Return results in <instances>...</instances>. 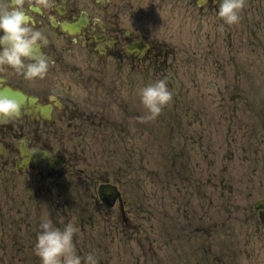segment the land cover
I'll return each instance as SVG.
<instances>
[{"label":"rangeland","instance_id":"obj_1","mask_svg":"<svg viewBox=\"0 0 264 264\" xmlns=\"http://www.w3.org/2000/svg\"><path fill=\"white\" fill-rule=\"evenodd\" d=\"M173 23L184 26L180 38L179 28L167 20L177 55L198 57L176 64L192 92L180 101L183 113L166 105L157 118L139 120L147 109L135 90L134 110L112 108L132 127L157 128L147 141L122 143L108 132L112 120L102 115L99 124L78 129L69 143L54 144L68 156L61 172L77 177L67 200L55 203L44 189L33 197L43 186L29 187L21 178L11 188L0 183V264H41L34 245L42 217L60 227L71 220L78 227L77 253L95 252L99 264H264V227L251 209L264 198V50L261 58L253 29L246 46L234 38L229 49L221 30L213 36L214 21L207 13L184 10ZM222 52L240 62L214 58ZM182 120L184 129L168 139L170 127ZM186 135L199 138L188 144ZM126 159L133 165L128 167ZM76 167L85 170L83 176L72 173ZM121 169V183L135 208L132 227L116 210L100 208L93 196L100 171L115 178ZM177 171H184L183 178ZM44 181L40 177L36 183Z\"/></svg>","mask_w":264,"mask_h":264},{"label":"flooded vegetation","instance_id":"obj_2","mask_svg":"<svg viewBox=\"0 0 264 264\" xmlns=\"http://www.w3.org/2000/svg\"><path fill=\"white\" fill-rule=\"evenodd\" d=\"M14 4L22 6L32 25L48 36L42 52L54 63L44 78L31 80L10 66H0V96L10 97L19 105L16 115L0 113V183L11 188L21 178L30 182L29 187L43 186L35 188L33 197L44 189L55 203L70 198L76 176L61 172L68 156L54 144L69 143L78 129L99 124L102 115L112 120L108 132L116 134L122 143H143L147 135L158 130L132 127L112 108L134 110L135 90L144 86L136 84V79L147 82L152 76L154 80L167 77L173 92L167 106L183 113L180 101L192 92L180 79L176 64L194 63L198 57L177 55L172 34L167 33L168 18L169 26H177L182 38L183 24L173 22H179L183 11L207 13L214 21L213 36L221 30L222 39L230 41L229 49L234 38L246 46L248 30L253 29L250 35L256 39L257 54L263 57L264 0H245L240 22L231 25L217 15L219 0H0V9H10ZM214 41L217 54L220 49ZM222 53L214 58L224 64L240 62L237 55ZM184 127L183 120L177 121L167 132L168 139ZM197 138L186 135L185 141L195 143ZM53 159L56 165L48 166ZM125 162L128 167L133 165L132 159ZM145 165L146 161L140 168ZM73 170V174L84 175L81 167ZM122 171L115 172V178L100 171L93 196L100 208L116 210L122 223L132 227L135 208L121 183ZM177 174L183 178L184 171ZM40 177L47 181L37 184Z\"/></svg>","mask_w":264,"mask_h":264},{"label":"clouds","instance_id":"obj_3","mask_svg":"<svg viewBox=\"0 0 264 264\" xmlns=\"http://www.w3.org/2000/svg\"><path fill=\"white\" fill-rule=\"evenodd\" d=\"M244 6L245 0H219L217 15L225 24L239 23ZM47 42L48 36L32 25L22 6L14 4L10 9H0V66H10L25 79L44 78L50 63H54L42 52ZM139 96L147 111L137 119L151 120L162 113L173 92L164 77L141 87ZM18 112L19 105L14 99L0 96V113L16 115ZM39 228L34 252L41 264H99L95 252L84 256L77 253L74 234L78 227L71 220L60 227L50 217H42Z\"/></svg>","mask_w":264,"mask_h":264},{"label":"water","instance_id":"obj_4","mask_svg":"<svg viewBox=\"0 0 264 264\" xmlns=\"http://www.w3.org/2000/svg\"><path fill=\"white\" fill-rule=\"evenodd\" d=\"M103 189V188H102ZM256 209L260 211V217L264 224V200H260L255 205Z\"/></svg>","mask_w":264,"mask_h":264}]
</instances>
